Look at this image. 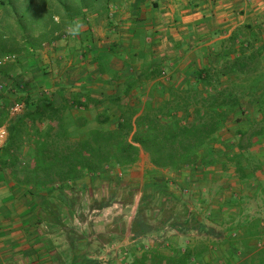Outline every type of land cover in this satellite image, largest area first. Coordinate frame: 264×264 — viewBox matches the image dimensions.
<instances>
[{
    "label": "trees",
    "instance_id": "obj_1",
    "mask_svg": "<svg viewBox=\"0 0 264 264\" xmlns=\"http://www.w3.org/2000/svg\"><path fill=\"white\" fill-rule=\"evenodd\" d=\"M96 0H81L84 7ZM117 0H103L105 11ZM148 0H133L130 15L136 24L145 19L143 6ZM156 6V3H153ZM135 24V25H136ZM261 23L244 22L226 37L204 46L206 62L199 63L185 75L184 81L155 80L164 73L165 65L150 60L134 69L131 52L124 65L130 71L112 69L104 63L112 55H119L117 44L106 52H98L94 61L101 84V97L90 95L84 87L81 92L64 98V84L57 91L59 103L52 95L31 90L18 82L15 87L0 93V124L7 122V138L0 148V176H9L13 185L24 188L30 196L43 190L63 186L85 175L100 172L105 166L126 170L135 164L140 153L147 154L156 169L204 171L219 165L223 172L234 169L241 183L257 181L264 195V178L258 177L264 166V156H258L252 146L264 139V36ZM137 27L133 31H136ZM20 51L13 42L0 36V53L11 55ZM137 54V53H136ZM145 56V55H144ZM6 64V63H5ZM9 65H0V73ZM189 68V67H188ZM94 80V81H95ZM155 80L147 92L146 101L133 96L139 87ZM64 85V86H63ZM113 88L106 94L103 89ZM83 98V100H82ZM24 101L19 115L8 117L7 107L14 100ZM108 102L114 114L99 112L97 125L79 137L77 129L87 123L75 116L72 107H86L89 103ZM247 105L244 106V105ZM252 107L253 114L245 112ZM114 117V120L111 118ZM233 134L226 137L229 125ZM112 125V126H111ZM219 156L225 160L220 162ZM152 195V194H151ZM144 201V200H142ZM160 224L171 217V194L161 195ZM139 206L131 229L147 217ZM46 217L50 211L45 208ZM55 213V210H53ZM45 217V218H46ZM192 218L188 217L189 219ZM47 219V218H46ZM188 225L193 222L189 220ZM241 237L230 235L228 249L217 256L214 253L203 262L206 244H193L180 254H163L152 250L133 259L134 264H264V245L253 244L257 234L256 221L245 223ZM257 241V240H256Z\"/></svg>",
    "mask_w": 264,
    "mask_h": 264
},
{
    "label": "crops",
    "instance_id": "obj_2",
    "mask_svg": "<svg viewBox=\"0 0 264 264\" xmlns=\"http://www.w3.org/2000/svg\"><path fill=\"white\" fill-rule=\"evenodd\" d=\"M27 1L30 5L42 6L43 11L41 10L40 15L43 16L46 6L50 11V19L46 24L42 20V23L36 27L21 29L19 19L22 15L9 11L8 4L15 6L12 7L14 9L20 5L18 3ZM129 1L127 14L132 19L130 7L133 0ZM245 1L237 0L238 8L235 11L241 12V5ZM67 2V0H0V36L13 42V47L20 50L13 53L16 56L14 61L4 63L9 67L4 68V72L0 73V82L5 89L12 87L13 91V87L19 82L20 85L23 84L31 90L33 97H36L37 92L40 91L54 96L55 101L59 103L60 97L57 91L62 82L66 85H63L64 98L72 93L81 92L84 87L90 91V95L100 98L102 89L101 84L95 80L98 73L94 58L99 51L106 52L111 44H117L119 55H112L108 61L104 60V63L122 73L121 65L128 56L123 42L120 39L111 40L103 50H99L97 44L99 40L95 37L92 26L84 21L86 26H83L82 22L77 21L88 13L110 18L115 10L110 6L104 11L103 0L94 1L90 7L82 6L81 0H74L76 5L73 6ZM148 2L143 6L142 13L145 19L141 24L146 20ZM207 2L192 10L189 9L190 15L187 18L190 20L185 24V30L181 32L180 27L175 28V31H180L181 34L179 36L175 34L178 37L169 39L173 40L170 50L171 53L175 52L174 55L169 53L170 50L158 55L152 52L154 54V58H151L152 62L163 63L166 66L163 75L155 80L184 81L187 73L197 70L198 64L204 62L203 53L198 56L197 49L210 47L215 39L210 40L208 31H202L200 25L195 27V24L204 22L209 16L208 10L205 9ZM245 4L255 11L252 14L253 20L245 22L261 23L264 36V0H249ZM191 19L197 22H192ZM241 23L244 22L234 24L228 32L219 28L221 33L219 38L228 36ZM10 25L13 26V31L9 30ZM77 25L78 31L73 34L72 29ZM168 29L174 30V28ZM192 32L199 33L201 38H197L198 46L190 44L189 47L191 36L194 37ZM145 44L144 53L150 55L153 48L148 42ZM188 47H193L196 52L194 56L187 55ZM210 49L212 50V47ZM72 50L76 54L74 59L69 57ZM4 55L0 53V57ZM54 61L66 63V67L73 66L72 69L78 67V64H83L88 70L86 72L84 68L78 76H74L77 78L70 75L66 81H63L60 74H56L57 70L44 68L54 64ZM137 65L134 68L136 70L139 69L140 63ZM155 80L149 81L133 92L134 98L138 97L141 100L140 106L146 101L147 92ZM103 90L106 94L114 93L113 88ZM70 111L86 120L87 124L76 131L77 135L82 137L89 128L97 125L96 115L99 112L108 111L111 116L114 114V107L108 102L89 103L86 107H72ZM92 111L94 114L90 117L88 113ZM112 119L114 120V117L110 122ZM218 159L222 162L225 157L219 156ZM137 163L138 161L126 170L111 165L105 166L98 173L88 174L82 179L69 182L62 190L53 187L30 196L25 195L24 188L13 185L7 174L0 176V264H96V260L110 253L117 254L122 247L124 254L129 256L131 253L138 256L153 249L163 254L178 255L185 247L195 244L199 238L203 239L208 247L202 253L203 262L207 263L211 252L219 256L228 249L227 241L230 237L235 234L238 237L243 235L245 223L248 221H256L257 227L254 230H257V234L253 239L260 240V244L264 245V195L260 192L257 181L241 183L234 169L223 172L219 165L210 166L204 171L183 169L174 172L154 168L156 170L153 172L146 170L139 172L135 170ZM133 170L141 178L138 183L134 180H125L126 175ZM156 171L166 175L161 177ZM261 174H264V170ZM132 176L130 174V177ZM171 177L175 178L176 186L180 185L188 189L192 194L191 202H181L179 196L171 190ZM258 177L260 180L264 178L259 174ZM128 186L131 192L138 191L139 198L132 202L119 199V209L130 207V215L122 223L125 229L120 226L124 233L117 234L116 231L108 228L107 234H98L99 226L106 223L99 222L98 219L102 217L95 213L112 209V204L115 203L110 202L111 198L107 194L121 192ZM162 193L171 194L175 202L172 204L171 217L161 225L159 218L162 212L160 202ZM149 196L154 197L159 216L153 219L147 217L144 222L139 221V225L133 231L131 227L140 206L139 201L147 200ZM45 208L50 211L49 217H46ZM84 210L88 211V215L83 212ZM187 216H194V224H187L190 220ZM150 226L152 231L147 233ZM161 243L168 244L167 247L170 249L161 247L163 246Z\"/></svg>",
    "mask_w": 264,
    "mask_h": 264
},
{
    "label": "rangeland",
    "instance_id": "obj_3",
    "mask_svg": "<svg viewBox=\"0 0 264 264\" xmlns=\"http://www.w3.org/2000/svg\"><path fill=\"white\" fill-rule=\"evenodd\" d=\"M62 1H65V0H62ZM67 1H68L67 3H70V5L72 6L76 5L74 0H67ZM207 1L208 0H206L205 2ZM129 2H130L129 0H120V1L117 0L113 4H109L108 8H110L111 6V8L115 10L114 15L111 16L110 18L106 16H102V15L95 16L94 15L95 13H92V14L88 13V14H85L83 17L79 18L77 21L82 22L83 26H86V24H89L92 26L93 33L95 34V37L97 38V40H99V42H97V44H99V47H98L99 50H103L106 47V44L110 42L111 40L120 39V41L123 42V46L125 47L126 53H128L127 55L129 56L131 52L134 54L133 63L131 64L133 68H136L138 66L137 64L139 63L140 65L147 64L150 60H152L151 58H154V54L158 55L159 53L166 52L167 50L169 51L170 45L173 42V40H169V39L172 37H178L181 34L180 31H178L179 33L176 32L175 28L180 27L181 32H182L183 30H185L184 29L185 24L190 20L187 18L190 15L189 9L192 10L194 7H197L205 3L202 0H166V1L150 0L148 2L149 7L146 13V20L143 24L139 25V24H136L135 21L131 19L130 16H128L127 14ZM154 2L156 3V6H153ZM248 2L249 0H246L245 2H243L241 5L242 6L241 12H237L235 11L236 8H238V6L236 5L237 0H209V2H207V6H205V9L208 10L207 14H209V16L207 17V19H204V22H202L204 23V25L201 22L196 21L197 22L196 23L193 19H191V21L196 23L195 27L200 25V28L202 31L205 32L207 30L209 33L208 36L210 40L211 39L216 40L217 38H219V35H221V33H219L220 31L219 28L222 31L228 32V30L234 24H238L239 22L253 20L252 14L255 11H253L252 9H249V6L245 4ZM18 4L20 5L16 6V8L14 9H12V7H15V6H13L12 4H8V10L11 12H17L19 13V15H22V17L19 19L20 20L19 26L21 27V29H31L32 27H36L37 25H40L42 23V20L46 24L47 21L50 19V16H49L50 11L46 9V6H45V11H44L45 16H43V15H40V13L43 11L42 6L37 7L35 5H30L28 1L18 3ZM83 21L86 22V24L83 23ZM135 27H137V30L133 31ZM168 28H174V30L170 31ZM142 29L144 30L142 31ZM9 30L13 31L12 25L9 26ZM186 33L189 35L188 32ZM175 34H177L178 36ZM192 34L194 35V37L192 38L191 36V39H190L191 42L188 43V46L190 47V44L193 46H198L199 43H196L198 40L197 38H201L199 37L201 35H199V33L195 34L194 32H192ZM223 34L224 33H222V36ZM261 34L263 35L262 30H261ZM204 36L202 35V37ZM146 42H148L150 46L153 48L152 51H150L151 52L150 55L144 53ZM70 46H73V45H70ZM189 47L187 49V51H189L187 55L189 56L191 55L192 57L194 56L196 52L193 50V47L192 48H189ZM152 52H154V54H152ZM169 53L174 55L175 52L171 53V50H170ZM202 53H203V50H200L198 48L197 55L201 56ZM75 55L76 54L73 50L70 51L69 57H72V59H74ZM204 61L206 62L205 56H204ZM77 63L78 62H76V64ZM120 63L122 64V61H120ZM66 66H67L66 63L64 64L63 62L61 63V62L54 61V64L50 66L49 65L44 66V68L46 70L48 67H50L51 70L52 69L55 71L57 70L58 73L56 74L57 75L60 74L63 81L64 80L66 81V79L70 75H73V78H77L74 76H78L81 70L84 68H86V72L88 70V67L87 66L83 67V64L81 65L78 64V67H75L74 69H72L73 66L72 67L71 66L66 67ZM126 71H130V68L122 64L121 72H126ZM244 106L247 107L246 104ZM245 112H247L248 114H253L254 110L252 107H250ZM88 114L90 115V117H92L94 112L92 111V112H89ZM233 130H234V127L232 124H230L229 127L227 128V131H225L226 137L232 136ZM252 150L256 152L258 156H264V139L260 143L253 145ZM130 167H128L127 169H129ZM135 167H136L135 170H139V172H141V170L142 171L146 170L148 172H153V170H156L154 169L152 164L149 162L148 156L144 152L140 153L138 163L135 165ZM138 168H141V169H138ZM135 170L130 171V174H132L133 176L130 177V174H127L125 177V180H128V181L134 180L137 183L140 182L141 178L135 173L136 172ZM263 170H264V166H263L262 171ZM156 172H158L156 174L161 177L166 175V173H163L161 175L160 171H156ZM260 175L264 177V174H261V172H260ZM170 181H171V184H170L171 190H173L175 194L179 196L178 198L180 199L181 202L184 203L185 201H188V202L192 201V199H190L192 194H190V192L188 191L186 187H182L180 185L176 186L175 178L171 177ZM107 195L109 198H111L110 202H113L115 204H112L113 207L110 210H105L104 212L95 213L102 217V219H98L99 222L106 223L105 225L102 224L99 226L98 234H107L106 231L108 228L114 232L116 231L117 234H120L121 232H123L121 230L125 229V225L123 227L122 223H124L127 217L130 215V207H127L124 210L119 209L120 200L122 199L124 201H131V202L135 200L137 201L139 198V193L138 191L131 192L128 186V187H125V189H123L121 192L117 191V192L107 194ZM155 202L156 201L154 200L153 196H149L147 200L139 201L140 206H143L144 208L143 209L144 215L150 219H153V217L156 218L157 216H159V211L155 207V204H156ZM83 212H86V214L88 215V211L84 210ZM182 212L183 211H181V214ZM103 217H106V219H104ZM190 221L191 223L193 222L194 224V221H192V219H190ZM120 226L122 227V229ZM151 231L152 229L150 226L146 232L148 233ZM197 240H198L196 242L197 244H205L203 239L199 238ZM259 241L260 240H257V241L254 240L253 244L259 247L262 244V243L260 244ZM161 244H163V246L161 247H164V248H168L167 246H169L166 243H161ZM153 250L156 251V249H153ZM135 256L136 255L132 253L130 256L128 254H124L123 247H122V250L118 252L117 254L110 253L109 255L104 256L101 259L96 260L95 262L96 264H103L105 261L113 263V264L114 263L115 264L116 263L117 264H134L133 259ZM214 262H215L214 264H223L220 261V259Z\"/></svg>",
    "mask_w": 264,
    "mask_h": 264
},
{
    "label": "built area",
    "instance_id": "obj_4",
    "mask_svg": "<svg viewBox=\"0 0 264 264\" xmlns=\"http://www.w3.org/2000/svg\"><path fill=\"white\" fill-rule=\"evenodd\" d=\"M16 59V56L14 54L11 55H4L0 57V65L8 62V61H14ZM4 85L2 82H0V92L3 90ZM25 108L24 101L21 100H14L12 101L9 106L7 107L8 117H13L16 115H19L23 112ZM2 109V105L0 103V110ZM7 122H4L0 124V148L4 144L7 138ZM103 264H112L110 262L105 261Z\"/></svg>",
    "mask_w": 264,
    "mask_h": 264
},
{
    "label": "clouds",
    "instance_id": "obj_5",
    "mask_svg": "<svg viewBox=\"0 0 264 264\" xmlns=\"http://www.w3.org/2000/svg\"><path fill=\"white\" fill-rule=\"evenodd\" d=\"M78 27H79V26L77 25L76 28H73V29H72L73 34H75V32L78 31Z\"/></svg>",
    "mask_w": 264,
    "mask_h": 264
}]
</instances>
